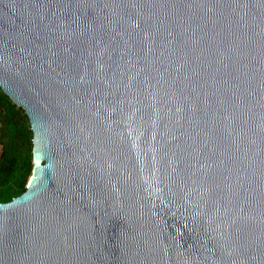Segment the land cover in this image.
Segmentation results:
<instances>
[{
	"label": "water",
	"instance_id": "water-1",
	"mask_svg": "<svg viewBox=\"0 0 264 264\" xmlns=\"http://www.w3.org/2000/svg\"><path fill=\"white\" fill-rule=\"evenodd\" d=\"M0 87V264H264V0H0Z\"/></svg>",
	"mask_w": 264,
	"mask_h": 264
},
{
	"label": "trees",
	"instance_id": "trees-1",
	"mask_svg": "<svg viewBox=\"0 0 264 264\" xmlns=\"http://www.w3.org/2000/svg\"><path fill=\"white\" fill-rule=\"evenodd\" d=\"M0 200L26 190L33 170V131L25 109L0 87Z\"/></svg>",
	"mask_w": 264,
	"mask_h": 264
},
{
	"label": "rangeland",
	"instance_id": "rangeland-1",
	"mask_svg": "<svg viewBox=\"0 0 264 264\" xmlns=\"http://www.w3.org/2000/svg\"><path fill=\"white\" fill-rule=\"evenodd\" d=\"M1 151H2V146L0 145V155H1Z\"/></svg>",
	"mask_w": 264,
	"mask_h": 264
}]
</instances>
